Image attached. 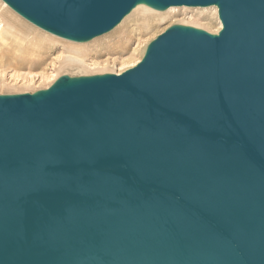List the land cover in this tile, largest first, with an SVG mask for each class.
Masks as SVG:
<instances>
[{
    "label": "water",
    "instance_id": "1",
    "mask_svg": "<svg viewBox=\"0 0 264 264\" xmlns=\"http://www.w3.org/2000/svg\"><path fill=\"white\" fill-rule=\"evenodd\" d=\"M85 43L136 6L217 8L120 74L0 95V264H264V0H2Z\"/></svg>",
    "mask_w": 264,
    "mask_h": 264
},
{
    "label": "rangeland",
    "instance_id": "2",
    "mask_svg": "<svg viewBox=\"0 0 264 264\" xmlns=\"http://www.w3.org/2000/svg\"><path fill=\"white\" fill-rule=\"evenodd\" d=\"M210 8L212 7L201 8L205 9L204 15L202 14L201 17L197 16L198 13L195 8L190 10L179 9L164 21L152 20L150 25L147 26L142 24L138 16H132L120 27L118 25L117 28L115 27L116 29L114 28L110 32L84 43L87 44L85 48L88 51L87 63L91 65L90 67L84 66L71 69L63 67L66 50L61 42L46 43L45 47L41 49L38 59L34 61L29 58L28 54L32 51L28 49V52H26V57L29 56L28 59L20 63L11 62L17 61V59H12L10 56L13 52L10 47L0 46V61H5V63H2L4 65L0 64V95L34 93L48 88L62 75L69 77L106 73L118 75L131 68L137 59H141L143 56L142 51L148 43L171 25H182L183 23L189 25L198 21L204 29L209 31L208 33L215 34L219 20ZM194 17L197 19L194 20ZM93 62L97 64H92Z\"/></svg>",
    "mask_w": 264,
    "mask_h": 264
},
{
    "label": "bare ground",
    "instance_id": "3",
    "mask_svg": "<svg viewBox=\"0 0 264 264\" xmlns=\"http://www.w3.org/2000/svg\"><path fill=\"white\" fill-rule=\"evenodd\" d=\"M6 5H7L6 3L0 0V46L10 47L12 49L13 52L10 54V56L12 57V59H17V61H11V62L20 63L22 61H26V59H28L29 56H30L29 57L30 60L34 61L38 59V57L40 56L39 53L41 49L45 47L46 43L61 42L64 44L66 50L63 67L71 69V68H81L84 66L85 67L91 66L89 65V63H87V56H89L88 51L85 48L87 47L86 46L87 44L74 43L73 41L69 42L60 39V37L59 38L57 36L55 37V35L53 36L50 33L48 34V32L46 33V31L43 32L41 31L42 29L39 28L40 29L39 30L38 27L36 28L35 25L31 24L28 21L26 22L24 18L23 20L21 16H18V14L9 7L13 11L12 12L7 7L8 5L7 6ZM211 7L212 8L210 9H212L215 15L218 17L217 8L214 6ZM179 9L190 10L191 8L170 7L165 11H156L145 5H138L126 17H124L122 21L118 24L119 26L118 25L117 26L120 27L122 23H125V21L132 16H138L142 24L144 26H147L150 25L152 20L164 21L166 18L171 16V14H175ZM195 9L198 13L197 14L198 17H201L205 11V9H201V8H195ZM196 17H194L193 19L196 20L197 19ZM193 24L191 23L188 25L183 23L182 25L207 31L206 29L203 28L202 25H200L198 21L194 25ZM220 25L221 23L219 21L217 31L221 29ZM208 32L209 31H207V33ZM146 47L143 50L144 52L142 51V55H144ZM28 49H31L32 52L28 54L29 55L28 57H26V52H28L27 51ZM141 59L140 58L137 59L136 62L133 64V66H135ZM2 63H5V61H0V64L4 65ZM92 64H97V63L93 62Z\"/></svg>",
    "mask_w": 264,
    "mask_h": 264
}]
</instances>
